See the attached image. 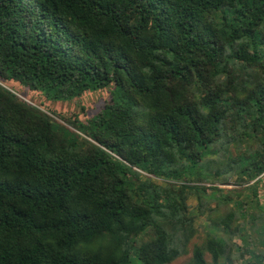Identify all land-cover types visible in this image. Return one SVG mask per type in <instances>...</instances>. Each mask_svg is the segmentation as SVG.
<instances>
[{"label":"trees","instance_id":"obj_1","mask_svg":"<svg viewBox=\"0 0 264 264\" xmlns=\"http://www.w3.org/2000/svg\"><path fill=\"white\" fill-rule=\"evenodd\" d=\"M262 189L264 0H0V264H264Z\"/></svg>","mask_w":264,"mask_h":264},{"label":"rangeland","instance_id":"obj_2","mask_svg":"<svg viewBox=\"0 0 264 264\" xmlns=\"http://www.w3.org/2000/svg\"><path fill=\"white\" fill-rule=\"evenodd\" d=\"M13 87L23 99L36 105L42 111L48 113L54 121L64 124L72 130H74V128L69 124L68 121H78V124L87 126L88 122L105 107L106 102L111 99L112 95V89L107 88L90 90L82 97L78 98L56 100L52 99L44 91L31 90L29 87H25L16 82H13L12 88ZM217 186L222 189H232L234 187L233 184H217ZM224 191L225 193L227 192V190ZM262 191H264V189H262ZM261 201L264 204V196H262ZM190 204L192 207H194L196 204L195 200H192ZM215 205L216 203L213 202L212 207H215ZM198 222V233L191 242L188 253L171 264L187 263L192 257V249L194 245L202 243L205 239L206 229L202 226L204 225L202 223H204L205 220L200 219ZM208 260H210L209 256Z\"/></svg>","mask_w":264,"mask_h":264}]
</instances>
